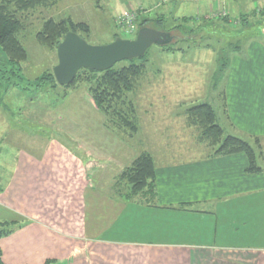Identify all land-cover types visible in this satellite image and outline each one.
Here are the masks:
<instances>
[{
    "label": "crops",
    "instance_id": "0c3cea01",
    "mask_svg": "<svg viewBox=\"0 0 264 264\" xmlns=\"http://www.w3.org/2000/svg\"><path fill=\"white\" fill-rule=\"evenodd\" d=\"M195 1L205 15L223 7V0ZM120 5L122 11L147 10L143 0ZM255 47L243 58L237 55L234 64L264 65V48ZM226 77L221 94L227 107L215 110L217 122L229 134H253L264 145V74L240 69ZM112 139L109 144L121 147L116 155L127 165L146 151L133 137ZM16 144L6 184L14 204L0 176V223L21 228L0 238L4 264H44L48 258L58 264H264V168L248 171L242 153L214 155L212 150L199 160L180 162L157 154L164 161L157 164L150 151L155 190L129 197L124 185L118 194L90 199L86 213L88 202L81 197L95 183L88 180L78 151L58 138L25 137Z\"/></svg>",
    "mask_w": 264,
    "mask_h": 264
},
{
    "label": "rangeland",
    "instance_id": "374dc122",
    "mask_svg": "<svg viewBox=\"0 0 264 264\" xmlns=\"http://www.w3.org/2000/svg\"><path fill=\"white\" fill-rule=\"evenodd\" d=\"M122 1L59 0L53 5L15 12L22 22L18 38L28 56L18 69L8 62L0 48V67L11 69L6 73L0 71V176L4 182L2 190H6L8 195L6 184L11 172L8 162L16 155L15 148H19L16 143L25 137H42L58 138L81 154L87 178L95 183L94 190L83 193L81 197L82 202H88L86 213L91 209L90 199L99 200L118 194L125 191L124 185L130 187V196L131 186L124 174L132 163L127 165L122 156L116 155L121 147L117 149L110 145L112 138L133 137L146 151L154 152L157 164L163 161L157 154L166 155L172 162L190 158L191 161L199 160L212 150L214 154L215 147L206 140L201 126L189 110L201 103H209L214 111L225 109L227 103L221 91H226V76L231 73L244 69L246 73L264 74V65H259L258 61H254L251 68L234 64L235 57L243 58L251 47L262 45L264 48V0H223V7L211 10L209 15L202 11L201 2L195 0H143L148 11L138 10V30L143 27L157 29L168 33L170 39L147 50L146 67L136 80L133 91L127 94L136 108V133L130 135L114 125L107 113L91 101L89 87L92 84L82 79L99 77L101 73L95 75L82 71L81 81L73 83L74 79L67 85L39 87L38 78L53 72L58 63L59 44L48 46L37 37L45 22L50 18L86 22L90 33L82 30L77 33L92 45L108 44L117 38L133 39L138 30L128 33L118 22L117 16L123 10ZM254 1L256 4L253 5ZM244 6L247 9L243 10ZM10 9L14 10L15 6H10ZM132 9L136 10L135 7ZM157 19L165 23L157 24ZM174 26L179 27L174 29ZM242 138L250 142L256 153L255 161L251 163L246 152H238L248 159V171L251 167H254L253 171L250 170L252 173L262 171L264 145L260 138L253 134ZM96 140L102 143L101 147L94 145ZM95 148H100L102 153L99 155ZM8 198L14 204L10 195ZM25 224L22 223L23 227ZM1 227L10 230L9 234L21 228L9 222ZM48 260L56 259L48 258L44 264Z\"/></svg>",
    "mask_w": 264,
    "mask_h": 264
},
{
    "label": "trees",
    "instance_id": "16d2710c",
    "mask_svg": "<svg viewBox=\"0 0 264 264\" xmlns=\"http://www.w3.org/2000/svg\"><path fill=\"white\" fill-rule=\"evenodd\" d=\"M59 0H0V48L8 57L10 63L15 64L20 69L21 62L26 60L28 52L18 38V34L22 29V22L17 17V10L33 9L37 6L53 5ZM14 5L15 9L11 10L10 6ZM157 24L165 23L164 20H155ZM146 25L147 23H142ZM157 27V25H156ZM159 27V26H158ZM174 26V29H177ZM82 30L90 33V26L86 22H75L71 18L56 21L53 18L48 19L43 29L38 33L37 37L40 42L45 45H58L69 31ZM170 49V47L168 48ZM145 56L134 58L131 60H123L116 63L110 69L103 71L81 69L74 82L81 81V72L88 71L90 73H101L99 77L94 76L92 79L86 78L91 82L89 87V95L94 105L107 113L110 121L123 130L129 132L130 135L138 130V123L135 117L136 108L132 100L127 94L133 91L136 80L143 73L147 62ZM121 62H125L118 66ZM14 68V66L12 67ZM11 70V69H9ZM7 69L0 71L8 72ZM15 69H12L14 72ZM38 86H58L53 72H47L38 78ZM195 121L202 128L203 135L210 140V144L215 147L214 155L233 154L238 152H246L251 163L255 161L256 153L252 145L242 137L226 134L224 129L217 123L216 113L209 103H201L189 110ZM118 122V124H117ZM259 141V138H257ZM251 167L250 170H254ZM249 170V171H250ZM124 174L131 186L130 196L144 191L155 190L156 180V163L152 153L148 151L141 152L132 162L131 166ZM6 223H0V238L7 236L11 231L1 226ZM2 251L0 249V264H4L1 260ZM45 264H58L56 260H48Z\"/></svg>",
    "mask_w": 264,
    "mask_h": 264
},
{
    "label": "water",
    "instance_id": "95a60500",
    "mask_svg": "<svg viewBox=\"0 0 264 264\" xmlns=\"http://www.w3.org/2000/svg\"><path fill=\"white\" fill-rule=\"evenodd\" d=\"M168 33L143 27L133 39L117 38L104 45H92L75 31H69L58 45V63L53 68L60 85L70 84L81 68L106 70L116 63L140 58L154 44L169 40Z\"/></svg>",
    "mask_w": 264,
    "mask_h": 264
},
{
    "label": "built area",
    "instance_id": "2783aa9c",
    "mask_svg": "<svg viewBox=\"0 0 264 264\" xmlns=\"http://www.w3.org/2000/svg\"><path fill=\"white\" fill-rule=\"evenodd\" d=\"M138 17H139L138 11L133 9H126L117 16L120 26L128 33L137 32Z\"/></svg>",
    "mask_w": 264,
    "mask_h": 264
}]
</instances>
